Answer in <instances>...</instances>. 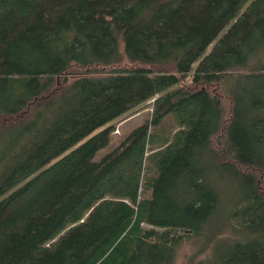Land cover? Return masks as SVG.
I'll use <instances>...</instances> for the list:
<instances>
[{
	"label": "trees",
	"instance_id": "obj_1",
	"mask_svg": "<svg viewBox=\"0 0 264 264\" xmlns=\"http://www.w3.org/2000/svg\"><path fill=\"white\" fill-rule=\"evenodd\" d=\"M262 46L264 0H0V264H264Z\"/></svg>",
	"mask_w": 264,
	"mask_h": 264
},
{
	"label": "rangeland",
	"instance_id": "obj_2",
	"mask_svg": "<svg viewBox=\"0 0 264 264\" xmlns=\"http://www.w3.org/2000/svg\"><path fill=\"white\" fill-rule=\"evenodd\" d=\"M208 48H211V44L208 46ZM259 51L260 54L258 55L257 60L262 61L264 67V46L260 47ZM197 63L198 60L193 62V66H195ZM254 66L255 63L251 62L249 63L247 68ZM218 91L223 97V103L225 106V121L228 118L230 100L227 95H223L220 90ZM36 104L37 103L32 104V106L30 107L31 112H33L37 108ZM149 109V103L143 102L117 117L114 122V127L111 131V144L117 145L119 141L124 138L134 126L141 123L144 120L145 116L148 114ZM21 120H23V118H21L19 121ZM6 123L9 124L8 122ZM111 146L106 145L104 147H101L97 151L95 158L100 157L102 154L110 150ZM257 177L259 179L260 188L262 189V191H264V173L258 172ZM214 183L218 192L219 200L215 211L216 214L212 217L211 221L206 226L205 233L215 234L220 229L219 236L222 239H224L225 236H237L236 231L230 229L229 226H231L232 223L238 224V220L234 219L231 215H234V206L239 202V194L242 190L238 189L237 185L226 177H215ZM234 217L238 218L239 216L234 215ZM203 240V236H192L189 240L184 242L178 248L173 264H190L189 256L193 252L195 253L194 261L200 260L202 258H205L207 255H210L215 243L208 242L205 246L201 247L203 244ZM225 243L226 242L224 241H220L218 242V245L223 248Z\"/></svg>",
	"mask_w": 264,
	"mask_h": 264
}]
</instances>
